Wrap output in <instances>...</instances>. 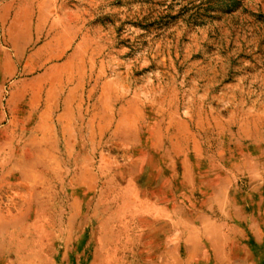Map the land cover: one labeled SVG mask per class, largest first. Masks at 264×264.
<instances>
[{
    "label": "rangeland",
    "instance_id": "rangeland-1",
    "mask_svg": "<svg viewBox=\"0 0 264 264\" xmlns=\"http://www.w3.org/2000/svg\"><path fill=\"white\" fill-rule=\"evenodd\" d=\"M0 264H264V0H0Z\"/></svg>",
    "mask_w": 264,
    "mask_h": 264
}]
</instances>
